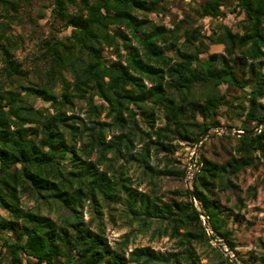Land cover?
Masks as SVG:
<instances>
[{
  "label": "trees",
  "instance_id": "obj_1",
  "mask_svg": "<svg viewBox=\"0 0 264 264\" xmlns=\"http://www.w3.org/2000/svg\"><path fill=\"white\" fill-rule=\"evenodd\" d=\"M50 1L52 31L39 44L40 60L30 77L14 54L19 43L11 30L21 9L31 18L30 0H0L1 74L15 83L0 90V208L6 211L0 213V260L182 264L185 259L199 264L193 244L200 243L211 248L221 264H232L211 244L187 189L180 198L162 200L133 187L127 172L135 164L140 175L136 184L146 179L152 188L165 177L183 180L185 167L173 159L176 142L193 145L204 130L219 126L221 106L242 118L236 129L254 130L264 120V0H202L195 10L201 18L244 14L241 32L218 22L209 33L191 14L169 27L150 19L149 14L168 10L164 0ZM208 43L222 44L223 53L203 57ZM105 47L113 50L116 61H106ZM235 88L240 97L228 99L226 92ZM29 98L50 103L53 113L34 108ZM76 102L85 117L73 112ZM156 111L164 121L159 127ZM103 113L108 120H100ZM220 138L234 144L224 148L220 160L202 154L192 183L195 199L215 238L243 264H264V252L241 258L233 236L239 222L233 212L245 206L236 180L246 169L264 168V125L253 135ZM135 142L142 143L139 151H134ZM152 156H160L164 166L152 165ZM246 192L255 197L256 187ZM22 195L36 207L22 206ZM118 201L125 216L143 230L155 226L156 235L179 238L186 258L178 251L162 253L149 246L134 247L126 255L128 233L114 247L104 236L102 222L92 229V221L83 220L85 203L100 212L103 203ZM50 203L64 211L59 223L41 212ZM5 230L10 234L5 236Z\"/></svg>",
  "mask_w": 264,
  "mask_h": 264
},
{
  "label": "rangeland",
  "instance_id": "obj_2",
  "mask_svg": "<svg viewBox=\"0 0 264 264\" xmlns=\"http://www.w3.org/2000/svg\"><path fill=\"white\" fill-rule=\"evenodd\" d=\"M167 2L168 10L163 15L156 16L155 14H149L150 19L154 21H160L164 23L167 27L171 26L172 23L180 21L186 14H191L193 16V21L197 24L202 25L204 32L209 33L215 26L216 23L222 22L233 31H239V23L244 19V14L241 12L239 14L227 13L224 17L218 20H209L207 17L201 18L195 12L196 8L200 5L202 0H164ZM52 4L50 0H30L29 9L31 11V18H27L24 13L25 10L21 9V18L18 22L11 23V30L14 34V38L17 39L18 45L14 50L16 58L22 61L23 66L29 70V76L33 77L37 64L40 60V48L39 44L41 40L47 38L52 31V15L51 9ZM72 11L73 8H70ZM1 20V18H0ZM120 30L124 31L128 36H130L129 31L120 26ZM64 33H69L68 30H64ZM132 45L137 46L138 43L132 38ZM224 46L222 44H212L207 45V54L203 57H207L210 53H223ZM102 55L108 62H114L117 60V56L114 54L111 48H103ZM3 63L0 59V90H6L9 88H14L15 83L4 78L1 74ZM264 71V64L262 65ZM17 86V85H16ZM18 88V87H17ZM16 88V89H17ZM225 91V88H223ZM240 90L238 88L230 89L226 92V97L229 99L232 96L240 97ZM28 101L33 105L34 108H46L48 112L53 113L54 108L50 103L41 100L40 98H29ZM95 102H99V99H95ZM73 112L77 113L81 117H85V112L80 107V103L73 106ZM68 114L71 111L67 112ZM221 115L219 116L220 125L219 126H231L233 128L239 127L242 122L238 116L229 114L227 112L226 106H221ZM159 120H156L155 127L163 125V116L160 111H156ZM100 120H108L104 117V113L100 116ZM145 127L144 123H141ZM236 126V127H235ZM113 131H109L107 137H110ZM220 136H225L223 134H214L207 137L203 142L201 148V154H205L210 159L220 160L225 158L224 148L232 146L228 144L227 141L220 138ZM176 152L173 155L175 164L179 167H185L184 179H178L175 177H165L162 178L159 184L152 188L149 182L145 179L140 184H136L139 181L140 175L136 169L135 164H130L128 166L127 174L133 179V187H136L142 192L151 193L154 192L162 200H168L171 197L177 196L180 198L179 193L183 189H186L185 177L188 173L192 174L197 167V153L195 152V144L185 142H176ZM142 143L135 142L134 151H139ZM110 156V154H108ZM95 154H93L90 159H94ZM151 164L156 165L159 168L163 167L165 162L160 158L151 157ZM119 163H124L120 160ZM103 166H100L102 168ZM236 183L241 188V197L244 200L245 206L239 211L234 210L233 213H238V223L234 224V239L236 243V250L241 258H247L250 254H258L264 252V168L259 167L257 170L246 169L244 172L240 173ZM249 186L256 187L255 197L250 196L246 190ZM231 201L228 204H231ZM22 206L25 208H35L36 202L33 199L27 197V195H22L20 198ZM42 214H48L52 219L57 220L63 215L64 211L60 210L56 205L50 203L49 207L45 206L41 208ZM0 213L6 215V211L0 208ZM82 218L85 222L92 221L91 228L95 229L98 222H102V229L104 236L107 238L110 245L117 247L124 241L123 236L129 234L128 243L124 248L126 255L134 247L149 246L155 251L167 253L178 251L183 257L186 258L187 254L184 252V247L181 245L179 238H172L169 235H156L155 226H152L148 230H143L138 222L131 220V218L126 217L124 214V204L122 201L111 204H102L100 212H97L93 206L87 202L82 209ZM5 236L9 235L8 231L2 232ZM214 247H217L212 242ZM1 245V240H0ZM194 252L197 257V262L199 264H221L218 256L215 252L211 250L208 246L204 244H193ZM218 248V247H217ZM1 249V246H0ZM4 249V248H3ZM219 249V248H218ZM222 253V251L219 249ZM223 254V253H222ZM223 256H225L223 254ZM226 257V256H225ZM239 258V257H238ZM231 262V261H230ZM0 264H8V260H0ZM182 264H188L185 259L182 260Z\"/></svg>",
  "mask_w": 264,
  "mask_h": 264
},
{
  "label": "water",
  "instance_id": "obj_3",
  "mask_svg": "<svg viewBox=\"0 0 264 264\" xmlns=\"http://www.w3.org/2000/svg\"><path fill=\"white\" fill-rule=\"evenodd\" d=\"M263 125H264V120L261 121V123L254 130H249V131H243L240 129L233 128L231 126H213V127H210L204 130L195 143V152L197 153L199 164L192 174L189 175L187 173L185 177L186 189L188 190L190 201L194 205L195 209L199 212L203 225L205 229L207 230V233L209 235V238L211 239V242L214 245H216L226 257H228L229 261H231L232 264H243V263L238 258V256L227 246V244L224 241H221L220 239L215 238L214 235L212 234L211 227L209 226L208 216L201 210V207L198 206L197 201L195 199L192 183H193L195 174L197 173V171H199V168L201 165V161H202L201 148H202L203 142L207 139V137H209L210 135H214V134L236 135V136L253 135L255 132H259L260 128Z\"/></svg>",
  "mask_w": 264,
  "mask_h": 264
}]
</instances>
